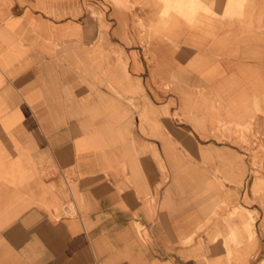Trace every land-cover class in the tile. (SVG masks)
I'll return each instance as SVG.
<instances>
[{"label": "crops", "instance_id": "0c3cea01", "mask_svg": "<svg viewBox=\"0 0 264 264\" xmlns=\"http://www.w3.org/2000/svg\"><path fill=\"white\" fill-rule=\"evenodd\" d=\"M263 95L264 0H0V264H258L213 132Z\"/></svg>", "mask_w": 264, "mask_h": 264}, {"label": "rangeland", "instance_id": "374dc122", "mask_svg": "<svg viewBox=\"0 0 264 264\" xmlns=\"http://www.w3.org/2000/svg\"><path fill=\"white\" fill-rule=\"evenodd\" d=\"M168 7L165 8L163 16H166L169 11ZM163 22H160V24ZM251 100V106H247L246 102ZM245 102L244 105V112L240 115H235L226 111L225 116V123L222 122L221 127H218L214 130V134L227 140L228 146L238 150L243 154V157L246 160V163L249 165V170L255 174L254 178L251 177V173L247 177L243 179L244 191L243 196H247L249 193V186L251 181L255 182L254 184V193L253 198L257 202L258 206V221L256 224V230L259 234V238L264 237V95L263 96H253L251 98H243ZM219 151H226L230 152V154H226V158L232 156L233 152L227 148L220 149ZM223 159H220L222 163ZM224 167L228 168L226 162H223ZM238 168V165H236ZM257 176V177H256ZM218 186L222 189V185L218 182ZM227 196L219 192V203L224 206H228L227 204ZM248 200V196L246 197ZM237 201V200H236ZM218 205V204H217ZM219 206V205H218ZM217 207V206H216ZM247 210L251 216L254 218L255 222V215L254 213L241 206L237 205L228 210L221 209L220 207L215 208L212 211L211 217L223 215L224 211L226 212L225 216L229 218H236L237 222L228 224L224 227H220L215 225V236L213 239H217L218 235L225 233L222 235V244L224 249L226 250L227 257L230 259L233 254V249H240L244 252L248 251L250 248L249 239L247 236V229L245 223L237 216L235 213L237 208ZM210 229L213 227L211 224ZM197 229L194 235L199 231ZM226 230V232L224 231ZM255 232V228H254ZM256 233V232H255ZM241 234L242 240H238V235ZM263 235V237H262ZM246 238V240H244ZM264 245V241L261 242ZM264 254V252H262ZM264 264V258L258 263Z\"/></svg>", "mask_w": 264, "mask_h": 264}]
</instances>
